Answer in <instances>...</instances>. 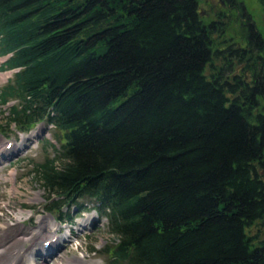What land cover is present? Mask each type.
Here are the masks:
<instances>
[{
	"label": "trees",
	"instance_id": "trees-1",
	"mask_svg": "<svg viewBox=\"0 0 264 264\" xmlns=\"http://www.w3.org/2000/svg\"><path fill=\"white\" fill-rule=\"evenodd\" d=\"M217 20L198 0H0L4 124L56 130L31 167L44 210L92 199L107 264H264V38L247 18L229 44Z\"/></svg>",
	"mask_w": 264,
	"mask_h": 264
},
{
	"label": "rangeland",
	"instance_id": "rangeland-1",
	"mask_svg": "<svg viewBox=\"0 0 264 264\" xmlns=\"http://www.w3.org/2000/svg\"><path fill=\"white\" fill-rule=\"evenodd\" d=\"M234 3L230 7L225 5L222 0L221 3L218 0H198V11L205 22L218 19L217 21L223 24L226 29L225 37L229 44L236 42L235 37L243 28V22L247 18L254 23L264 38V5H261L259 0H236ZM236 6L240 7L241 15L234 9ZM3 60L4 58L0 57V65ZM213 65L218 67L220 61H214ZM11 73L12 71L9 70H0V89L10 79ZM204 74L208 76V70L205 69ZM10 106L11 103L4 106L0 105V154H3V150L8 154L7 156L5 153L4 159L0 158V226H7L18 221L22 224L24 231H33L38 229V219L40 217L51 214L46 213L44 210L45 194L41 185L33 177L32 163L40 162L44 158L50 159L56 155L55 151L58 150L59 146V135L50 126L45 127L43 125L41 127L39 125L33 130L29 128L24 131L26 133H23L17 131L13 125H5L4 119ZM7 142L11 143L8 148L5 147ZM47 143L49 145H46ZM15 148L17 149L16 154ZM11 174H13V181L10 180ZM14 187L16 189H13ZM35 193L38 194L37 199L34 198ZM76 201L77 204H80V208H77L76 204L75 207H72V212H69L70 207H62L63 213L68 212L70 217L76 216L70 225L58 224L52 219L50 226L45 227L46 230H39V236L36 238L37 242L35 241L37 243L36 248L37 250L41 249L40 251L43 254H50L51 250L55 251L61 245L55 251L56 255L53 257L55 264H67V258L73 261L82 258L95 264H107L105 255L101 253L102 247L108 238L106 221L102 215L98 216L95 210L92 209L95 206L92 199H77ZM82 207L89 210L83 211ZM92 215L93 219H89L88 217ZM258 227L259 225L255 223L246 230L250 235H256L257 238H260L261 231ZM40 233H42V236ZM65 235V241H61L53 248V244L58 239L61 240V237L64 236L65 238ZM52 236L55 239H51V241L49 239ZM43 238H47L45 241H49L52 246L50 244V246L41 247ZM21 246L28 250L31 243L24 241Z\"/></svg>",
	"mask_w": 264,
	"mask_h": 264
},
{
	"label": "bare ground",
	"instance_id": "bare-ground-1",
	"mask_svg": "<svg viewBox=\"0 0 264 264\" xmlns=\"http://www.w3.org/2000/svg\"><path fill=\"white\" fill-rule=\"evenodd\" d=\"M5 153L6 152L3 151V154H0L1 159L5 158L3 157ZM10 180L13 181V174L10 175ZM13 189L16 188L14 187ZM36 197H38L37 193H35L34 198L37 199ZM91 217L93 216H89L88 218ZM51 221L52 218L48 215L40 217L38 219L39 227L37 230L33 231H24L25 229L18 221L7 226H0V264H55V262L53 261V257H55L56 255L55 251H57V249H59L61 245H59V247L55 251L51 250L50 254H43L42 251L37 250L36 248V238L37 236H39V230L45 229L46 226L49 227ZM40 235L42 236V233H40ZM53 238L54 236H52L49 240ZM43 239V241L47 240V238ZM65 239L66 236L65 238L64 236L61 237V240L58 239L56 243L53 244V247L56 244L58 245L61 241H65ZM24 241H29L31 243V247L28 250L21 246V243ZM38 256L40 257L37 259ZM66 262L67 264H95L94 262H89L82 258H77L74 261L67 258Z\"/></svg>",
	"mask_w": 264,
	"mask_h": 264
},
{
	"label": "flooded vegetation",
	"instance_id": "flooded-vegetation-1",
	"mask_svg": "<svg viewBox=\"0 0 264 264\" xmlns=\"http://www.w3.org/2000/svg\"><path fill=\"white\" fill-rule=\"evenodd\" d=\"M219 1V3H221V0H218Z\"/></svg>",
	"mask_w": 264,
	"mask_h": 264
}]
</instances>
